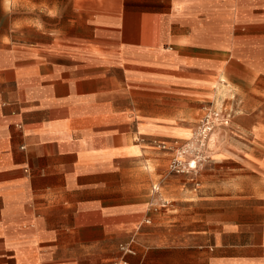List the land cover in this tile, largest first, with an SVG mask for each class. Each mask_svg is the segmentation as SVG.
<instances>
[{
  "label": "crops",
  "instance_id": "obj_1",
  "mask_svg": "<svg viewBox=\"0 0 264 264\" xmlns=\"http://www.w3.org/2000/svg\"><path fill=\"white\" fill-rule=\"evenodd\" d=\"M121 260L264 264V0H0V264Z\"/></svg>",
  "mask_w": 264,
  "mask_h": 264
},
{
  "label": "built area",
  "instance_id": "obj_2",
  "mask_svg": "<svg viewBox=\"0 0 264 264\" xmlns=\"http://www.w3.org/2000/svg\"><path fill=\"white\" fill-rule=\"evenodd\" d=\"M230 115L223 111L208 109L202 117L194 135L172 149L168 172L173 175H196L200 167L210 159V143L213 132L229 124ZM133 241L121 248L124 256L133 255ZM119 264H126L121 260Z\"/></svg>",
  "mask_w": 264,
  "mask_h": 264
},
{
  "label": "rangeland",
  "instance_id": "obj_3",
  "mask_svg": "<svg viewBox=\"0 0 264 264\" xmlns=\"http://www.w3.org/2000/svg\"><path fill=\"white\" fill-rule=\"evenodd\" d=\"M200 123V122H199ZM199 123H198V126H199ZM197 126V127H198ZM197 127H196V129H194V131L192 132V134L190 135V137H189V139L192 137V135H194V133H195V131L197 130ZM219 129H222V128H219ZM219 129H216L214 132H213V134H212V137H211V143H210V148H211V150H216L217 148V137H218V132H219ZM188 139V140H189ZM168 163H169V161L168 162H166V164H165V167H166V170H167V174H170L169 172H168ZM173 175V174H172ZM193 179L195 178V177H192ZM167 177L166 178H164L163 176H162V183L164 182V184L167 186ZM163 180H165V181H163Z\"/></svg>",
  "mask_w": 264,
  "mask_h": 264
}]
</instances>
